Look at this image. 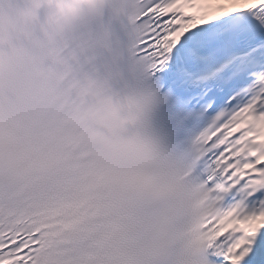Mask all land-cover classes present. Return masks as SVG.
Returning <instances> with one entry per match:
<instances>
[{
	"label": "snow or ice",
	"instance_id": "6c2138e0",
	"mask_svg": "<svg viewBox=\"0 0 264 264\" xmlns=\"http://www.w3.org/2000/svg\"><path fill=\"white\" fill-rule=\"evenodd\" d=\"M0 264H264V0H0Z\"/></svg>",
	"mask_w": 264,
	"mask_h": 264
}]
</instances>
